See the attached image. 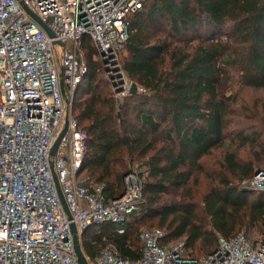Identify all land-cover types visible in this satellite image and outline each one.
I'll use <instances>...</instances> for the list:
<instances>
[{"label":"trees","instance_id":"16d2710c","mask_svg":"<svg viewBox=\"0 0 264 264\" xmlns=\"http://www.w3.org/2000/svg\"><path fill=\"white\" fill-rule=\"evenodd\" d=\"M87 71L74 93L73 114L87 136L82 171L102 186L104 199L121 194L128 162L142 170L139 211L119 226L107 223L90 231L95 251L101 237L114 243L123 258L140 255L138 226L168 229L166 242L183 238L190 254L205 255L218 236L264 226V192L238 186L258 166L242 161L238 150L257 146L261 134H238L230 150L228 131L232 79L264 89V0H146L130 17L122 70L135 91L113 97L90 40L83 39ZM83 78L85 84L80 88ZM225 145L219 170L207 176L201 215L192 187L203 172V157ZM262 160L258 155L256 164ZM246 233V232H245ZM204 256V255H203Z\"/></svg>","mask_w":264,"mask_h":264},{"label":"built area","instance_id":"2783aa9c","mask_svg":"<svg viewBox=\"0 0 264 264\" xmlns=\"http://www.w3.org/2000/svg\"><path fill=\"white\" fill-rule=\"evenodd\" d=\"M145 1L0 0V264H79L71 224L87 264H264V226L255 236H218L216 248L202 257L191 255L183 242H166L162 228L138 232L135 259L123 258L105 236L92 254L83 252L86 230L110 223L122 233L142 200L135 168L123 175L121 194L108 199L82 171L87 136L73 114V99L87 71L83 39L92 43L115 94L126 95L131 84L121 54L130 17ZM241 186L264 192V164Z\"/></svg>","mask_w":264,"mask_h":264},{"label":"rangeland","instance_id":"374dc122","mask_svg":"<svg viewBox=\"0 0 264 264\" xmlns=\"http://www.w3.org/2000/svg\"><path fill=\"white\" fill-rule=\"evenodd\" d=\"M124 55H125V51L121 54V60H120L121 66ZM102 76L109 83L108 88L110 89L115 99L119 100L125 96V95L122 96L115 94L111 83L104 77L103 72H102ZM125 78L126 81L129 82L126 75ZM85 81H86L85 78H83L80 88H82V86L85 84ZM225 93L226 95L232 96V103H231L232 115L230 117L231 122L228 129V131L231 132L230 134L231 138L228 141L227 140L225 141V142H230L231 144L230 150L238 148L237 147L239 142L238 134H242V133L250 134L252 132H259L261 134L260 142L264 143V89H253L249 87H244L238 83L236 78H234L232 79L231 83L225 87ZM76 95L77 97H79L80 92L76 93ZM227 151L228 149L226 148V146L222 145L214 149L209 155L203 157L202 159L203 172L197 175V182L192 187V192L198 207L197 208L198 215H201V208H202L201 198L210 187V181L207 176H210L219 170V166H220V162L222 161L223 154ZM238 153L242 158V161L248 162L252 160L251 162H253V164L258 167L264 164L263 151L259 150L257 146L246 145L242 147L240 150H238ZM258 155L262 157V160L256 164L255 158ZM127 164L129 165V168H135L137 170H142L143 168V166L139 165L138 161L128 162ZM242 181L243 180L236 181L235 184L241 186ZM112 225L115 226L116 224H112ZM155 226H159L156 220L151 225H149V223H142L141 225L138 226L137 231L139 232L142 229L152 228ZM161 227L166 232H168V229L165 226H161ZM260 230L261 229H258V227L255 226V227L242 228L239 232H246L251 236H255L256 234L261 232ZM90 233L91 232L88 229L81 236L82 249L83 252L87 255L92 254L93 252L91 251L90 248ZM179 242L184 243V239L183 238L174 239L170 243L175 244ZM191 250L199 256L205 255L202 252H198L197 246H195V248H191Z\"/></svg>","mask_w":264,"mask_h":264},{"label":"water","instance_id":"95a60500","mask_svg":"<svg viewBox=\"0 0 264 264\" xmlns=\"http://www.w3.org/2000/svg\"><path fill=\"white\" fill-rule=\"evenodd\" d=\"M20 3H22L20 1ZM27 10V9H26ZM27 12L33 17V19H35L39 24L40 26L46 31V33L49 35V36H52V32L40 21V19L32 14L29 10H27ZM60 86H61V92L62 94H64V90H63V85L62 83H60ZM135 91V86L132 85L130 87V92H134ZM65 129H66V125L64 126V128L62 129V131L60 132L59 136L56 138V140L54 141L53 145H52V148H51V155H53L55 153V150L57 148V145L59 143V140L61 138V136L63 135V133L65 132ZM54 181H55V185H56V189H57V193H58V196L66 210V205H65V202L63 200V197H62V194H61V191L56 183V179L54 178ZM71 227V232L73 234V237H74V251H75V255H76V258H77V261L79 264H87L82 252H81V249H80V245H79V242L77 240V236H76V227L75 225L71 224L70 225Z\"/></svg>","mask_w":264,"mask_h":264}]
</instances>
